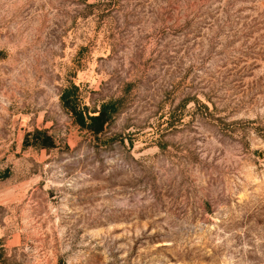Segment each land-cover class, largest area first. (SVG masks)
<instances>
[{
	"label": "rangeland",
	"instance_id": "374dc122",
	"mask_svg": "<svg viewBox=\"0 0 264 264\" xmlns=\"http://www.w3.org/2000/svg\"><path fill=\"white\" fill-rule=\"evenodd\" d=\"M4 170L0 264H264V0H0Z\"/></svg>",
	"mask_w": 264,
	"mask_h": 264
},
{
	"label": "trees",
	"instance_id": "16d2710c",
	"mask_svg": "<svg viewBox=\"0 0 264 264\" xmlns=\"http://www.w3.org/2000/svg\"><path fill=\"white\" fill-rule=\"evenodd\" d=\"M79 88L71 84L64 88L60 94V102L64 110L70 115L72 123L82 132L88 133V130L97 124L109 126L119 110L120 100L102 101L98 108L89 110L87 106L81 103ZM32 142L29 135H26L23 146H34L36 148H45L53 144V139L42 131L35 130L32 134ZM93 141H100L99 137H94ZM9 175L8 170L0 172V179H5Z\"/></svg>",
	"mask_w": 264,
	"mask_h": 264
}]
</instances>
